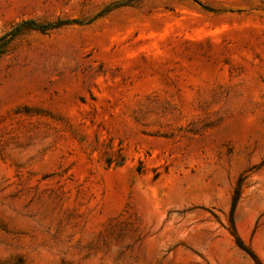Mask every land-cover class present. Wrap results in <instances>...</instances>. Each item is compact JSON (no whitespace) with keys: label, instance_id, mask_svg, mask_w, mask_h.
<instances>
[{"label":"rangeland","instance_id":"374dc122","mask_svg":"<svg viewBox=\"0 0 264 264\" xmlns=\"http://www.w3.org/2000/svg\"><path fill=\"white\" fill-rule=\"evenodd\" d=\"M0 264H264V0H0Z\"/></svg>","mask_w":264,"mask_h":264},{"label":"trees","instance_id":"16d2710c","mask_svg":"<svg viewBox=\"0 0 264 264\" xmlns=\"http://www.w3.org/2000/svg\"><path fill=\"white\" fill-rule=\"evenodd\" d=\"M59 24L56 23H48V24H40L39 22H37L35 19H25L23 21H21L13 30L11 33V36L2 42V40L7 36V34H4L3 36L0 37V53L4 52L9 41L17 34L19 33V31L23 30L24 28H31V29H38V30H46L49 27H54L57 26ZM233 213L234 211L232 210L231 213V224H232V229H231V233L233 234L235 241L237 243V245L244 249L247 253H249L251 255V257L254 259L256 264H263L261 259L258 257V255L250 248L248 247L244 240L241 238V236L238 234L237 229L235 227L234 224V219H233Z\"/></svg>","mask_w":264,"mask_h":264}]
</instances>
